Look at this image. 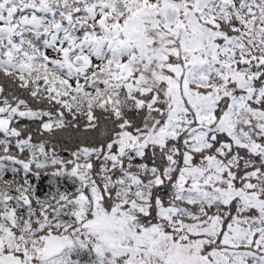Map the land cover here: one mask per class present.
Wrapping results in <instances>:
<instances>
[{"label":"snow or ice","instance_id":"obj_1","mask_svg":"<svg viewBox=\"0 0 264 264\" xmlns=\"http://www.w3.org/2000/svg\"><path fill=\"white\" fill-rule=\"evenodd\" d=\"M0 264H264V0H0Z\"/></svg>","mask_w":264,"mask_h":264}]
</instances>
